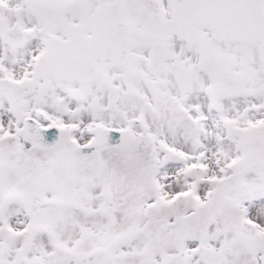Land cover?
Masks as SVG:
<instances>
[{"label": "snow or ice", "instance_id": "obj_1", "mask_svg": "<svg viewBox=\"0 0 264 264\" xmlns=\"http://www.w3.org/2000/svg\"><path fill=\"white\" fill-rule=\"evenodd\" d=\"M0 264H264V0H0Z\"/></svg>", "mask_w": 264, "mask_h": 264}]
</instances>
